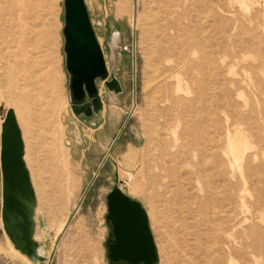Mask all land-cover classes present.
Masks as SVG:
<instances>
[{
  "label": "rangeland",
  "instance_id": "rangeland-1",
  "mask_svg": "<svg viewBox=\"0 0 264 264\" xmlns=\"http://www.w3.org/2000/svg\"><path fill=\"white\" fill-rule=\"evenodd\" d=\"M63 1L0 0V142L13 110L36 200L28 257L3 229L0 169V264H109L115 185L156 264H264V0H86L122 88L97 81L90 118L70 103Z\"/></svg>",
  "mask_w": 264,
  "mask_h": 264
},
{
  "label": "water",
  "instance_id": "water-1",
  "mask_svg": "<svg viewBox=\"0 0 264 264\" xmlns=\"http://www.w3.org/2000/svg\"><path fill=\"white\" fill-rule=\"evenodd\" d=\"M63 10L62 35L70 103L77 116L83 114L90 118L102 106L97 81H101L114 96L121 94L122 88L106 67L85 1L64 0ZM114 37L118 39V34L113 35V41ZM131 133L138 137L134 127ZM23 151L14 112L8 110L2 124L0 142L1 217L3 229L15 249L31 257L35 251L32 233L36 200L23 161ZM107 210L105 220L109 235L105 247L109 264H156V247L141 205L115 185L107 196Z\"/></svg>",
  "mask_w": 264,
  "mask_h": 264
},
{
  "label": "bare ground",
  "instance_id": "bare-ground-1",
  "mask_svg": "<svg viewBox=\"0 0 264 264\" xmlns=\"http://www.w3.org/2000/svg\"><path fill=\"white\" fill-rule=\"evenodd\" d=\"M153 1H154V0H153ZM153 1H152V2H153ZM35 12H36V11H35ZM36 13H37V12H36ZM202 18H203V17H202ZM206 21H207V20H206ZM32 23H33V22H32ZM204 31H205V30H203V32H204ZM202 34H203V33H202ZM204 37H205V36H204ZM34 38H35V37H34ZM148 40H149V38H148ZM114 41H117V37H114ZM203 43H204V42H203ZM31 55H32V54H31ZM33 56H35V55L33 54ZM33 58H34V57H33ZM34 73H35V72H34ZM151 73H152V72H151ZM209 76H210V75H209ZM157 88H158V87H157ZM153 89H155V88H153ZM153 89H152V90H153ZM150 92H151V91H150ZM150 92H149V93H150ZM155 92H156V89H155ZM153 93H154V91H153ZM153 93H152V94H153ZM152 94H149V96H150V95H151V97L154 96V94H153V95H152ZM209 99H210V98H209ZM234 150H235V149H234ZM204 167H205V166H204ZM204 169H205V168H204ZM207 171H208V170H207ZM38 177H39V176H38ZM41 181H42V180H41ZM44 184H45V183H44ZM206 186H207V185H206ZM58 228H59V227H58Z\"/></svg>",
  "mask_w": 264,
  "mask_h": 264
},
{
  "label": "crops",
  "instance_id": "crops-1",
  "mask_svg": "<svg viewBox=\"0 0 264 264\" xmlns=\"http://www.w3.org/2000/svg\"><path fill=\"white\" fill-rule=\"evenodd\" d=\"M85 1V4H86V7H87V2H86V0H84ZM87 10H88V7H87ZM89 14V13H88ZM133 135V134H132ZM134 136V135H133Z\"/></svg>",
  "mask_w": 264,
  "mask_h": 264
},
{
  "label": "flooded vegetation",
  "instance_id": "flooded-vegetation-1",
  "mask_svg": "<svg viewBox=\"0 0 264 264\" xmlns=\"http://www.w3.org/2000/svg\"><path fill=\"white\" fill-rule=\"evenodd\" d=\"M86 102H87V100H86Z\"/></svg>",
  "mask_w": 264,
  "mask_h": 264
}]
</instances>
